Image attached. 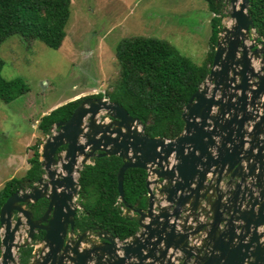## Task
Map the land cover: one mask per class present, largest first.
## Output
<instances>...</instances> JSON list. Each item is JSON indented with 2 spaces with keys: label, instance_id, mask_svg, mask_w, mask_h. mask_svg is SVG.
<instances>
[{
  "label": "water",
  "instance_id": "1",
  "mask_svg": "<svg viewBox=\"0 0 264 264\" xmlns=\"http://www.w3.org/2000/svg\"><path fill=\"white\" fill-rule=\"evenodd\" d=\"M226 3L232 22L222 27L209 73L183 107L178 136L150 137L138 118L105 97H86L53 124L40 151L44 173L0 206L1 264L14 262L22 225L30 242L43 231L29 264H264V40L253 32L249 0ZM112 155L122 160L121 201L124 172L147 171L138 230L123 240L99 227L74 234L75 174L93 157ZM42 199L47 209L33 219L22 204Z\"/></svg>",
  "mask_w": 264,
  "mask_h": 264
},
{
  "label": "trees",
  "instance_id": "2",
  "mask_svg": "<svg viewBox=\"0 0 264 264\" xmlns=\"http://www.w3.org/2000/svg\"><path fill=\"white\" fill-rule=\"evenodd\" d=\"M224 0H206L214 13L211 19L207 60L196 64L179 54L167 41L155 37H130L118 42L115 56L120 67L112 90L106 97L122 106L145 126L150 137L173 139L183 129V107L205 80L214 54V44L221 29V8ZM253 28L264 40V0H249L247 9ZM70 17L69 0H0V43L11 35L24 41L38 39L52 49H58L65 37ZM4 61L0 58V100L11 102L25 94L29 87L20 78L6 79L1 75ZM91 97L101 98L98 93ZM82 98L60 105L41 117L38 124L42 134L51 132L54 123L67 120ZM40 139L28 147L29 169L21 178H12L0 189V206L13 192L30 187L43 174L40 161ZM83 165L78 176L79 208L75 226L79 231L95 227L107 230L123 240L138 230L136 210L145 209L148 200L147 171L128 168L123 175L124 200H119L117 171L122 164L118 156L93 157ZM41 238V233L35 236ZM31 246L19 249V264H29ZM1 254V250H0Z\"/></svg>",
  "mask_w": 264,
  "mask_h": 264
},
{
  "label": "rangeland",
  "instance_id": "3",
  "mask_svg": "<svg viewBox=\"0 0 264 264\" xmlns=\"http://www.w3.org/2000/svg\"><path fill=\"white\" fill-rule=\"evenodd\" d=\"M69 1L70 17L58 49H52L38 39L24 41L16 34L0 43V58L4 61L1 75L6 79L20 77L29 87L25 94L11 102L0 100V189L12 178L25 175L30 167L31 150L28 147L40 139L41 153L43 142L52 134L44 135L39 130L42 116L80 97L101 93L107 98L106 94L112 90L119 75L115 49L122 39H163L196 64L206 61L211 50L209 37L214 13L209 10L206 0ZM221 13L222 29L232 22L230 4L226 0ZM221 29L217 38L222 34ZM252 35L253 32L247 42ZM215 47L216 43L214 50ZM259 65V62L255 63L256 67ZM104 117V114L100 115L101 120ZM91 163L92 159L87 164ZM75 177L78 178V174ZM77 199L78 195L75 201L79 206ZM16 215L13 213V222ZM25 232L26 226H20L14 243L20 248L36 247L39 255L40 246L35 241L30 244ZM24 243L27 244L24 246ZM19 249L13 248L15 260L10 264H19Z\"/></svg>",
  "mask_w": 264,
  "mask_h": 264
},
{
  "label": "flooded vegetation",
  "instance_id": "4",
  "mask_svg": "<svg viewBox=\"0 0 264 264\" xmlns=\"http://www.w3.org/2000/svg\"><path fill=\"white\" fill-rule=\"evenodd\" d=\"M23 206H24V208L25 209H29V211L32 213V217H33V219H39L42 215H43V213L46 211V209H47V201L46 200H44V199H42V200H39V201H37L36 203H34V204H32V205H30V204H22ZM17 216V215H16ZM16 219V218H15ZM26 226V225H25ZM39 232H37V230L35 231V236H37L38 234H40L41 233V237H42V235H43V231L42 230H38ZM77 231V232H76ZM80 232H83V231H79V229H77L76 227H75V232H74V234H76V233H80ZM26 234H27V226H26V232H25ZM92 233H94V232H92ZM110 233V232H109ZM111 234V233H110ZM117 238V237H116ZM41 239V238H40ZM40 239H36V238H34V240L33 241H31V243L30 244H32L34 241L38 244L39 243V241H40ZM119 239V238H118ZM120 240V239H119ZM32 248H33V246H31ZM33 250H34V248H33ZM33 252V251H32Z\"/></svg>",
  "mask_w": 264,
  "mask_h": 264
},
{
  "label": "crops",
  "instance_id": "5",
  "mask_svg": "<svg viewBox=\"0 0 264 264\" xmlns=\"http://www.w3.org/2000/svg\"><path fill=\"white\" fill-rule=\"evenodd\" d=\"M253 32H254V31H253ZM243 164H244V162H243ZM153 178H155V177H152V176H151L150 179H153ZM151 188H152V191H155L156 186H155V185H151ZM146 207H147V204H146ZM146 207H145V208H146ZM263 239H264V237L261 238V240H263ZM38 244H39V243H38ZM38 244H37V245H38ZM33 251H34V250H33ZM169 253H170V250H169Z\"/></svg>",
  "mask_w": 264,
  "mask_h": 264
},
{
  "label": "bare ground",
  "instance_id": "6",
  "mask_svg": "<svg viewBox=\"0 0 264 264\" xmlns=\"http://www.w3.org/2000/svg\"><path fill=\"white\" fill-rule=\"evenodd\" d=\"M210 70V69H209Z\"/></svg>",
  "mask_w": 264,
  "mask_h": 264
}]
</instances>
